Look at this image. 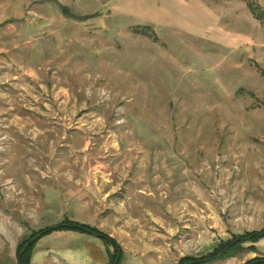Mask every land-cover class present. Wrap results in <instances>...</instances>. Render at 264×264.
Returning <instances> with one entry per match:
<instances>
[{
    "label": "rangeland",
    "instance_id": "374dc122",
    "mask_svg": "<svg viewBox=\"0 0 264 264\" xmlns=\"http://www.w3.org/2000/svg\"><path fill=\"white\" fill-rule=\"evenodd\" d=\"M258 2L69 18L60 0H0V264L64 220L115 241L120 264H181L264 231ZM238 248L207 264L264 261V238ZM114 253L57 231L30 264H112Z\"/></svg>",
    "mask_w": 264,
    "mask_h": 264
},
{
    "label": "trees",
    "instance_id": "16d2710c",
    "mask_svg": "<svg viewBox=\"0 0 264 264\" xmlns=\"http://www.w3.org/2000/svg\"><path fill=\"white\" fill-rule=\"evenodd\" d=\"M249 9L252 12V14L259 19L260 21L264 22V13L260 12L256 8H253L252 5H249ZM60 11L65 17L69 18H75L73 14L70 13V11L63 6H60ZM57 231H64V232H75V233H80V234H86L89 236H94L100 239L104 245L106 246H111L114 248L115 253L112 256V264H120L122 260V254L120 252V249L118 245L116 244L115 241H113L111 238L108 236H105L101 232L97 231L96 229L89 227L84 224H79L76 222H70L67 220H64L60 224L51 226V227H46L42 230H40L35 236H32L31 239L28 241L20 244L17 248V255H18V264H30V259L32 255V251L34 250V247L37 243V241L46 236L51 234L52 232H57ZM264 238V231H258L254 232L251 234H245L243 236H236L233 241L228 243V245L225 246V251L221 250L222 248L218 246L215 251L198 260H195L193 258H184L181 261V264H207L215 261L218 259L220 256L225 257L226 255H229L230 253H233L234 251L236 252L239 248V246L247 241L250 242H256L259 239ZM253 264H264V261H255Z\"/></svg>",
    "mask_w": 264,
    "mask_h": 264
},
{
    "label": "crops",
    "instance_id": "0c3cea01",
    "mask_svg": "<svg viewBox=\"0 0 264 264\" xmlns=\"http://www.w3.org/2000/svg\"><path fill=\"white\" fill-rule=\"evenodd\" d=\"M166 2H171L175 6V0H60L63 6L67 7L72 14H91L96 12H101L102 8H105L106 12H108L111 16H125V17H140L147 12H155L158 11L162 17L164 13H169L170 9L166 5ZM170 3V4H171ZM259 5L255 6L257 10L264 13V0H259ZM160 5V8L158 6ZM204 11L208 12V8L206 5L203 6ZM207 8V9H206ZM145 12V13H144ZM251 12V11H250ZM252 14V12H251ZM253 18L260 23H264L257 19L253 14ZM144 18V17H142ZM174 19V17H172ZM148 19V18H146ZM149 19H153L150 18ZM213 25L210 21V16L207 21L203 24V33L204 34H212ZM220 43L223 44H233V40L230 34L220 32ZM236 38V36H234ZM237 42V40H236Z\"/></svg>",
    "mask_w": 264,
    "mask_h": 264
}]
</instances>
